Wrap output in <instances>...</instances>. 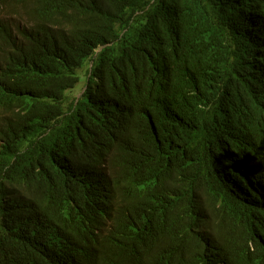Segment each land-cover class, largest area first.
<instances>
[{"label": "trees", "instance_id": "1", "mask_svg": "<svg viewBox=\"0 0 264 264\" xmlns=\"http://www.w3.org/2000/svg\"><path fill=\"white\" fill-rule=\"evenodd\" d=\"M0 264H264V0H0Z\"/></svg>", "mask_w": 264, "mask_h": 264}, {"label": "rangeland", "instance_id": "2", "mask_svg": "<svg viewBox=\"0 0 264 264\" xmlns=\"http://www.w3.org/2000/svg\"><path fill=\"white\" fill-rule=\"evenodd\" d=\"M83 87H84V86H82L81 88H79V90H78L79 92H78V91L76 92L77 96H80V95H81V93H82V92H81V89H82Z\"/></svg>", "mask_w": 264, "mask_h": 264}]
</instances>
